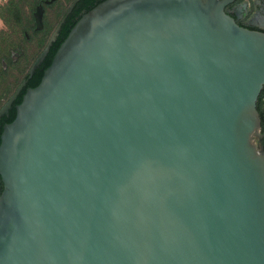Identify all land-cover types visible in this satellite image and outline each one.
I'll return each instance as SVG.
<instances>
[{
    "label": "water",
    "instance_id": "water-1",
    "mask_svg": "<svg viewBox=\"0 0 264 264\" xmlns=\"http://www.w3.org/2000/svg\"><path fill=\"white\" fill-rule=\"evenodd\" d=\"M229 1L79 17L1 129L0 264H264V34Z\"/></svg>",
    "mask_w": 264,
    "mask_h": 264
},
{
    "label": "trees",
    "instance_id": "trees-1",
    "mask_svg": "<svg viewBox=\"0 0 264 264\" xmlns=\"http://www.w3.org/2000/svg\"><path fill=\"white\" fill-rule=\"evenodd\" d=\"M44 1L46 0H5L0 5V22L3 26V29L0 30V100L2 98L6 99L18 83L22 79H26V72L30 64L43 49L56 25L63 19L60 31L49 47L42 63L35 69L30 79L26 81L25 86L11 104L7 114L1 118L0 132L4 124H8L13 120L15 114L14 106L20 102L24 91L27 88H34L39 83L43 71L48 67L53 54L74 23L82 14L100 2L76 1L71 13L65 15L66 8L54 28L49 32L43 29L37 30L34 21L35 9ZM81 9L82 11L80 12ZM12 54L17 55L16 61L12 60ZM263 95L264 91L260 93L258 100ZM259 117H261L260 114Z\"/></svg>",
    "mask_w": 264,
    "mask_h": 264
},
{
    "label": "flooded vegetation",
    "instance_id": "flooded-vegetation-1",
    "mask_svg": "<svg viewBox=\"0 0 264 264\" xmlns=\"http://www.w3.org/2000/svg\"><path fill=\"white\" fill-rule=\"evenodd\" d=\"M75 0H72L68 7L74 2ZM79 1V0H76ZM75 1V2H76ZM82 1H87L90 3H94L97 1H103V0H82ZM75 4V3H74ZM73 4V5H74ZM67 7V9H68ZM73 7V6H72ZM66 9V10H67ZM72 10V8H71ZM71 10L69 13H71ZM82 11V9L80 10V12ZM66 12V11H65ZM224 12L231 17L234 22L239 26L242 27L244 29H247L249 31H255V32H260L262 34H264V0H230L228 4H226V6L224 7ZM68 13V14H69ZM13 61H16V59H12ZM23 80V79H22ZM21 80V81H22ZM20 81V82H21ZM19 82V83H20ZM18 83V84H19ZM18 86V85H17ZM16 86V87H17ZM25 86V85H24ZM23 86V87H24ZM15 87V88H16ZM14 88V89H15ZM23 89V88H22ZM21 89V90H22ZM20 90V91H21ZM14 91V90H13ZM12 91V93H13ZM264 91V86L262 87L260 93ZM25 92V91H24ZM11 93V94H12ZM20 93V92H19ZM259 93V95H260ZM10 94V95H11ZM9 95V96H10ZM258 95V97H259ZM8 96V97H9ZM18 96V95H17ZM7 97V98H8ZM6 99H4L3 103L0 105V108L2 107V105L6 102ZM13 103V102H12ZM11 103V104H12ZM19 104V103H18ZM16 106V105H15ZM14 106V107H15ZM11 107V105H10ZM10 109V108H9ZM8 109V110H9ZM256 109L258 111V114H260L261 117H259L260 119V129H259V133L261 135V138L259 140V144L262 146L263 150H264V95L262 96V98L260 100L256 101ZM8 112V111H7ZM7 114V113H6ZM5 114V115H6ZM3 115V116H5ZM2 116V117H3ZM1 117V118H2ZM0 118V120H1ZM2 129V128H1ZM1 133V132H0ZM2 190V183L0 181V192Z\"/></svg>",
    "mask_w": 264,
    "mask_h": 264
},
{
    "label": "rangeland",
    "instance_id": "rangeland-1",
    "mask_svg": "<svg viewBox=\"0 0 264 264\" xmlns=\"http://www.w3.org/2000/svg\"><path fill=\"white\" fill-rule=\"evenodd\" d=\"M72 0H46L40 6H37L34 12V21L37 30H47L51 32L54 28L56 22L58 21L61 14L68 7ZM5 0H0V5L3 4ZM3 26L0 22V30ZM12 59H17L16 54H12ZM5 98L0 100V105L3 103Z\"/></svg>",
    "mask_w": 264,
    "mask_h": 264
}]
</instances>
